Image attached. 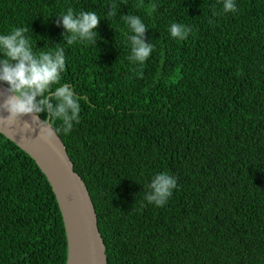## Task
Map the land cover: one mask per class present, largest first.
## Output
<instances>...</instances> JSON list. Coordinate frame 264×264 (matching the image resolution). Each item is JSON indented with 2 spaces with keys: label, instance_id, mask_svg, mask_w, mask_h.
<instances>
[{
  "label": "trees",
  "instance_id": "16d2710c",
  "mask_svg": "<svg viewBox=\"0 0 264 264\" xmlns=\"http://www.w3.org/2000/svg\"><path fill=\"white\" fill-rule=\"evenodd\" d=\"M236 2L224 13L221 0H0V34L20 26L34 52L64 48L60 83L78 93L80 122L65 134L49 119L89 189L108 264H264V0ZM69 8L98 14V43L64 41L56 21ZM126 15L149 28L143 65L128 60ZM173 22L191 34L173 38ZM165 171L178 184L157 207L146 194ZM67 262L50 183L0 133V264Z\"/></svg>",
  "mask_w": 264,
  "mask_h": 264
},
{
  "label": "clouds",
  "instance_id": "9594fccd",
  "mask_svg": "<svg viewBox=\"0 0 264 264\" xmlns=\"http://www.w3.org/2000/svg\"><path fill=\"white\" fill-rule=\"evenodd\" d=\"M224 13L238 11L236 0H221ZM115 5H113V8ZM115 15V11L112 13ZM130 29L128 37L131 55L128 60L143 65L150 58L154 46L147 41L148 26L138 15L124 17ZM100 17L95 12L75 13L71 8L58 16L57 26H63L64 41L68 45L76 42L98 43L96 40ZM27 28L16 26L10 32L0 34V83L7 85L9 95L0 105L8 115L3 120L14 125L17 120L31 116L39 121L40 114H47L45 121L54 118L61 121L65 134H70L75 124L80 122L81 100L73 86L61 85L62 74L66 70L64 48L54 51L34 52ZM175 39L184 40L192 32L191 27L173 22L169 28ZM67 34V37H66ZM60 45V44H58ZM54 85H59L55 87ZM55 101V102H53ZM27 125L29 124L25 121ZM177 177L169 172H159L152 178L150 191L146 194L149 203L163 207L177 188Z\"/></svg>",
  "mask_w": 264,
  "mask_h": 264
},
{
  "label": "water",
  "instance_id": "95a60500",
  "mask_svg": "<svg viewBox=\"0 0 264 264\" xmlns=\"http://www.w3.org/2000/svg\"><path fill=\"white\" fill-rule=\"evenodd\" d=\"M8 95L7 86L0 83V105ZM7 115L0 108V133L36 162L57 198L68 241L67 264H108L91 194L51 120L39 117V121L33 122L27 116L10 125L3 120Z\"/></svg>",
  "mask_w": 264,
  "mask_h": 264
}]
</instances>
